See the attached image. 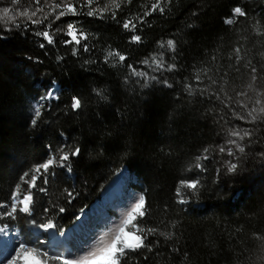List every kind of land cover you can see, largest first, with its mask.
Instances as JSON below:
<instances>
[{
  "label": "trees",
  "instance_id": "obj_1",
  "mask_svg": "<svg viewBox=\"0 0 264 264\" xmlns=\"http://www.w3.org/2000/svg\"><path fill=\"white\" fill-rule=\"evenodd\" d=\"M2 1L13 5L12 0ZM99 2L110 9L103 18L67 15L52 25L54 31L75 23L88 35L90 51L81 48L78 55H73L71 45L59 42L71 39L63 31L57 33V45L51 46L35 35L44 25L20 17L15 22L0 20V200L7 198L24 171L47 157L49 146L56 149L67 143L81 153L73 159L70 173L56 170L57 179L50 186L49 198L66 209L53 217L59 234L73 226L79 213L100 199L106 185L127 167L137 177L134 187L150 206L143 222L138 218L135 223L159 226L171 232L172 239L150 236L149 240H160L158 248L129 251L121 264H260L264 240L257 236L264 237V158L258 153L264 149V124L256 134L260 144L246 149L235 173H226L219 156L204 162L206 171L190 169L203 148L224 142L229 127L255 125L233 118L214 97L210 100L198 90L189 94L185 84L195 89L198 72L207 83V75L219 80L227 71L226 91L245 89L250 79L246 70L237 73L232 67L234 49H242L241 64L251 60L257 68L264 65V35L253 27L259 20L264 32V0H116L119 9L112 0ZM157 2L164 11L143 17ZM31 4L32 0H20L13 7L20 10ZM237 6L247 18L234 16ZM138 16L134 33L122 27ZM228 18L236 22L228 25ZM133 34L141 41L132 42ZM169 39L175 51L168 48ZM41 43L46 46L41 48ZM109 52L126 59L121 62ZM161 55L166 65L175 64L173 71H156L154 65L143 63H153ZM58 56L63 59L58 61ZM129 65L157 79L134 76ZM165 79L172 87L163 84ZM54 85L58 97L45 102L37 126H31L32 102ZM73 96L82 101L75 111L70 106ZM193 176L200 180L198 192L181 205L175 189L181 179ZM66 188L75 194L71 203L66 202ZM12 223L24 233L31 230L26 219ZM173 247L179 251H171Z\"/></svg>",
  "mask_w": 264,
  "mask_h": 264
},
{
  "label": "snow or ice",
  "instance_id": "obj_2",
  "mask_svg": "<svg viewBox=\"0 0 264 264\" xmlns=\"http://www.w3.org/2000/svg\"><path fill=\"white\" fill-rule=\"evenodd\" d=\"M130 3L131 0H128ZM13 5H18L20 0H12ZM114 9H119L120 4L116 0H112ZM29 8L32 10L30 11ZM29 8L17 10L14 15H9V7L0 8V20L5 22H15L18 17L26 18L32 25H44V30L35 31V35L41 37L47 45H57V33L64 32L66 37L71 39H64L59 41L65 45H71L73 55H78L80 49L89 52L90 48L87 44L88 35L81 30H78L75 23H68L66 29L56 27L52 30V25L61 18L71 15L73 17L79 15H86L88 17L99 16L103 18L104 13L110 11L108 5L100 6L99 0H32ZM87 9V11H85ZM160 11L164 9L160 3H153L150 11H144L143 17L151 14V12ZM235 17H248V13L242 7H235L233 10ZM113 19H117L115 10H111ZM141 20L138 16L136 20L129 18L122 24L125 30L135 32L137 29V22ZM47 21V24H45ZM236 21L232 18L225 20L228 25L234 24ZM19 27V25H17ZM258 34L264 35L261 32V22L259 20L253 25ZM132 42H140L141 36L133 34L131 36ZM168 48L175 51V43L169 39L167 42ZM45 43H41L40 47L44 48ZM161 48L164 47V42H161ZM242 49L236 47L234 49L236 64L232 66L235 72L239 73L241 68L246 70L250 82L245 89L234 91L229 94L226 91L228 81L224 77L228 76L225 71L220 79L213 78L212 75H207L208 70H203L207 75V83L201 79L198 72L195 77L197 88H193L192 84H185V88L189 94L194 91H199L202 96H207L208 99L219 101L224 108L228 109L231 116L236 120L245 122L246 124L255 125L251 128H241L239 126L229 127L223 143L217 144L213 147H205L202 152L197 155L189 164L190 169H196L200 172L207 170L205 161L219 156L221 157V166L226 170V173H235L241 164L242 157H246V149L253 144H260V138L256 135L260 131V124H264V65L257 68L251 60H247L241 64L244 57L241 55ZM108 56H118L119 61H125V56L118 52H109ZM63 57L58 56L57 60H62ZM107 60V57L105 58ZM215 59V57H213ZM149 67H153L156 71L171 72L175 69V64H165L163 56L158 59L153 58V63L149 60L143 61ZM131 74L137 77H146L151 80H156V76L148 77L146 72L137 71L131 65ZM219 75V70L217 71ZM167 87H172L166 79L162 81ZM203 85V87H200ZM99 94V93H98ZM56 94L53 90H49L45 96L40 97L33 106V116L30 121L31 126L35 127L42 117V109L46 107L42 101L55 99ZM71 109L78 110L82 107L81 98L73 96L71 98ZM227 113H225V116ZM224 119V117H222ZM228 121L225 119L224 121ZM247 141V143H246ZM81 149L73 147L70 144H63L56 149L49 146V154L42 161L27 171H24L19 176L18 180L11 187L6 199L0 200V248H6V253L0 251V264H28V257L36 259L37 264H121V258L125 257L127 252H138L141 249H146L152 252L154 248L160 246L159 239L149 240V237H164L165 241L172 239V233L168 231H161L159 226L138 227L135 221L143 218L149 213L150 206L144 194H139L134 197L128 208L121 214L119 221H112L113 227L105 232L94 244L88 245L84 250L85 255L78 257H70L65 254V251L54 249L50 247V234H56L57 226L53 223V217L58 216L66 211L65 207L58 205L49 198V191L51 184L57 179V169L66 172L72 171V161L78 157ZM259 156L264 158V149L259 151ZM228 157V158H224ZM217 175L221 174V170L216 169ZM200 180L198 176L181 179L175 189V196L177 203L183 205L189 202L188 196L195 195L198 192V185ZM64 194L67 197V203L74 200L75 194L72 190L64 189ZM45 198L47 202L45 203ZM167 209L165 208V211ZM26 219L27 223L32 229L31 234H27L16 228L13 221ZM131 226V227H130ZM176 222H171V227L175 228ZM134 230V231H133ZM15 232V235H13ZM61 236L66 235L61 232ZM129 235L134 238L129 239ZM257 239L264 240V237L257 236ZM264 248V245H262ZM171 251L177 252L178 248L173 247Z\"/></svg>",
  "mask_w": 264,
  "mask_h": 264
},
{
  "label": "rangeland",
  "instance_id": "obj_3",
  "mask_svg": "<svg viewBox=\"0 0 264 264\" xmlns=\"http://www.w3.org/2000/svg\"><path fill=\"white\" fill-rule=\"evenodd\" d=\"M2 7H9L10 9H12L9 15H14L13 12L17 11V8L15 6L14 7L13 5L10 6L5 1L0 2V8ZM25 8H29V7H24L20 10H23ZM2 21L6 23L5 20H2ZM8 22H11V21H8ZM258 84L260 83L258 82ZM244 88H246V86ZM50 90H53L55 92L56 98H57L58 97V86L54 85V87L51 88ZM50 100H53V99H50ZM50 100L42 101V103L45 104V102H48ZM38 101H40V98L32 102V105H31L32 113H33V106ZM224 158H228V157H224ZM125 171H126V176L122 180L123 181L122 182L123 184L122 193L119 196L111 197L106 192L107 187L111 185L110 184L111 181L117 177V175H115L113 179L104 188L100 199L96 201V202L99 201L97 207L102 206L103 209L98 212H95L94 214H91V211L93 210V206H91L89 209H84L79 213L78 218L75 224L72 226V228L74 230V228L79 226L80 231L83 230L81 234H80V231L76 233L73 231V233H71V229H72L71 227H69L64 232L66 235L62 237L61 235L57 234L58 232H56V234L54 233L50 234V237H49L50 247H54V249L63 250L65 251L66 255H69L70 257H73V258L85 255L86 252L84 250L88 247V245L94 244L96 240L99 239L105 232H108L113 227L112 221H119L121 219V214L128 208L130 203L133 201L134 197L141 194L134 187V185L138 182L137 177L133 173L129 172L128 170H125ZM108 197L111 199L109 200ZM26 233L31 234L32 229L29 232L26 231ZM13 235H15V232H13ZM132 238L134 237L132 235H129V239H132ZM58 241H60V244L56 245ZM0 251L6 253L7 249L0 248ZM28 264H37V261L33 257H28ZM96 264H100V262L98 261L96 262ZM260 264H264V249L262 253L260 254Z\"/></svg>",
  "mask_w": 264,
  "mask_h": 264
},
{
  "label": "bare ground",
  "instance_id": "obj_4",
  "mask_svg": "<svg viewBox=\"0 0 264 264\" xmlns=\"http://www.w3.org/2000/svg\"><path fill=\"white\" fill-rule=\"evenodd\" d=\"M126 169H122L121 171H119L118 173H117V177L114 179V181L111 183V185H109L108 187H107V190H106V192H107V194H109V196H111V197H113V196H119L121 193H122V189H123V184H122V180L125 178V176H126V171H125ZM106 194V195H107ZM109 198V197H108ZM111 198H109V200H110ZM99 202V201H98ZM98 202H96V203H94L92 206H93V210L91 211V214H94L95 212H98V211H100V210H102L103 209V207L101 206H99V207H97V205H98ZM96 205V206H95ZM88 213V212H87ZM81 227V226H80ZM72 228V227H71ZM70 228V229H71ZM82 228V227H81ZM73 231L76 233V232H78V231H80V229H79V226L78 227H76V228H74V230H73V228L71 229V233H73ZM83 230H81L80 231V234H81V232H82Z\"/></svg>",
  "mask_w": 264,
  "mask_h": 264
},
{
  "label": "water",
  "instance_id": "obj_5",
  "mask_svg": "<svg viewBox=\"0 0 264 264\" xmlns=\"http://www.w3.org/2000/svg\"><path fill=\"white\" fill-rule=\"evenodd\" d=\"M122 169H126V170H128L127 167H123ZM114 179H115V178H114ZM114 179L111 181V183L114 181ZM111 183H110V184H111Z\"/></svg>",
  "mask_w": 264,
  "mask_h": 264
}]
</instances>
